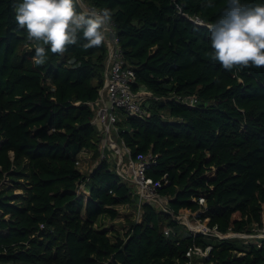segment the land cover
<instances>
[{"label": "trees", "instance_id": "trees-1", "mask_svg": "<svg viewBox=\"0 0 264 264\" xmlns=\"http://www.w3.org/2000/svg\"><path fill=\"white\" fill-rule=\"evenodd\" d=\"M85 1L112 10L132 89L149 94L146 114H121L117 134L131 158L151 153L145 172L168 208L144 203L143 219L113 238L97 225L136 202L112 162L90 174L76 162L82 149L97 154L89 102L104 83L105 40L84 48L81 38L36 64L18 0H0V264H187L196 246L210 249L195 264H264V237L187 233L172 217L195 213L203 196L198 216L220 232L264 226V66L213 60L207 25L227 0Z\"/></svg>", "mask_w": 264, "mask_h": 264}, {"label": "clouds", "instance_id": "clouds-1", "mask_svg": "<svg viewBox=\"0 0 264 264\" xmlns=\"http://www.w3.org/2000/svg\"><path fill=\"white\" fill-rule=\"evenodd\" d=\"M211 4L213 0H206ZM15 20L33 45V60L44 63L48 52L62 53L83 38L82 46L99 45L112 10H77L76 0H18ZM212 58L224 68L264 66V0H227V6L207 25Z\"/></svg>", "mask_w": 264, "mask_h": 264}, {"label": "built area", "instance_id": "built-area-1", "mask_svg": "<svg viewBox=\"0 0 264 264\" xmlns=\"http://www.w3.org/2000/svg\"><path fill=\"white\" fill-rule=\"evenodd\" d=\"M77 2L83 11L91 12L100 10L90 5L85 0H77ZM190 19L196 23L203 24L202 20L198 17ZM102 30L104 32V40L107 48L104 83L100 87L99 95L95 101L89 102V104L94 109L92 121L95 124L98 122L102 123V128L99 134L100 136L102 134L104 139L99 145L100 160L106 159L108 157L105 151L107 145L110 144L114 146L112 131L117 133L118 129L116 127V123L120 119L121 114H124V116L135 115L138 117H143L146 114V111L141 106V102L139 100L141 96L138 93H146L147 97L149 96L148 92L143 89L137 93H135L132 89V83L135 81V71L134 68L126 62L123 56L114 20L111 19V22L104 25ZM187 101L189 105L194 106L196 103V97L191 96ZM126 148L129 152L130 149L127 146ZM150 158L151 153L138 154L134 159L130 157V174L128 180L130 184L134 186V190L138 195L137 207H141L144 203H153V201L157 202L164 198L166 203L163 207V210H166L168 208V197L158 193V184L154 183L145 172L146 166L150 163ZM76 162L79 166L81 165L82 161L79 156L77 157ZM88 179L89 177L87 176L85 181L80 183L79 190H81V192L85 190V183ZM198 202L201 204V207L195 213L182 211L180 213L173 214L172 216L177 221H183L185 223L187 227V233H214V235L219 238H227L228 236H241L243 234L242 232L233 231L223 233L218 231L215 226H208L207 220H201L198 216V213H201L205 210L204 197L200 196L198 198ZM163 232L165 235H170L172 232H174V230L169 226H165ZM209 249V246L205 249L196 246L191 252L188 253L189 259L187 264H193V255H207Z\"/></svg>", "mask_w": 264, "mask_h": 264}, {"label": "rangeland", "instance_id": "rangeland-1", "mask_svg": "<svg viewBox=\"0 0 264 264\" xmlns=\"http://www.w3.org/2000/svg\"><path fill=\"white\" fill-rule=\"evenodd\" d=\"M138 94L141 96L139 98V100L141 102V106L143 107V103L145 104V102H147V99H148L147 95H146V93H144V94L138 93ZM112 134H114L113 131H112ZM116 140H118V138H116ZM118 144L120 145L119 142H118ZM121 148H122V155H120L118 157L114 156V161H112V163H113L115 169H117V167H118L120 173L122 172V173H124V175L128 176L130 174V169H129L130 160L128 159L126 149L124 147H121ZM124 179H126V178H124ZM132 193H133V196L135 197L136 194L133 191H132ZM165 203H166V201L164 200V198H162L161 200H159L157 202L153 201L154 206L158 210H163ZM142 206L136 207V205L134 206V205H131L130 203L118 204L117 208H118L119 214L116 218L111 219L107 215H102L100 217L99 221H101L103 224H106L107 228H110V226L113 224V226H111L113 228V229H111L113 232H114V229H118L119 231L116 230V232H118V233L123 232L126 228L125 225L128 224L130 220L140 222L143 219V217H142ZM263 220H264V218H263ZM242 233L243 234L241 236H228V237H238L240 240H243L244 242H246V241L257 242L258 241L257 239L259 237L264 236V226L262 228L253 227L252 232H242ZM210 234H212V233H210ZM111 238H113V237L111 236ZM197 259H198V257H194L193 262L197 261ZM193 264H195V263H193Z\"/></svg>", "mask_w": 264, "mask_h": 264}, {"label": "crops", "instance_id": "crops-1", "mask_svg": "<svg viewBox=\"0 0 264 264\" xmlns=\"http://www.w3.org/2000/svg\"><path fill=\"white\" fill-rule=\"evenodd\" d=\"M97 126H98V130L100 132L101 128H102V123L98 122ZM116 138H118V134L115 133V131H114V134H113L114 146L108 144L107 147L105 148V151H106V153L108 155V157L106 159L108 161H110V162L114 161V156L118 157V156L122 155V148L121 147H124L126 149V151H127V148H126L125 144L122 142V140L118 138V140H119L118 141V140H116ZM103 139H104V137L101 134L100 141H99L98 147H97V154H95V151L93 149H89V148L82 149L79 152L78 156L81 158V161H82L81 165H80V170L83 173L90 174L92 172V170L100 163L101 160H100L99 145H100V142L103 141ZM118 142L120 143V145L118 144ZM127 156H128V159L130 160L131 156H130V153L128 151H127ZM116 172L121 176L122 182H127L131 186L132 191L136 194V196H135L136 202H135V204H131V205H134V206L136 205V207H137V205H138V195L135 192L134 187L130 184V182L128 180L129 179V175L126 176V175H124V173H122V172L120 173L118 167L116 169ZM123 177L126 178V179H124ZM6 182H7L8 185L11 184L9 181H6ZM16 192H21V190L17 189ZM88 193H89V191L85 188V190L83 191L84 196L85 195L87 196ZM133 198H134V196H133ZM116 207H117V205H116ZM99 220H100V218H99ZM97 225L100 226L102 229H107L108 233L112 234L111 233L112 232L111 229H113V228L111 226H113V224L110 226V228H107L106 224H103L101 221H98ZM180 225L183 227L184 230L187 229V227H186V225H185V223L183 221L180 222Z\"/></svg>", "mask_w": 264, "mask_h": 264}]
</instances>
